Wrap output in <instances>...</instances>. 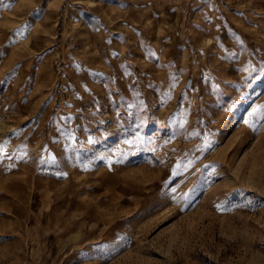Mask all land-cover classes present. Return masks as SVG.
Returning <instances> with one entry per match:
<instances>
[{
	"label": "rangeland",
	"instance_id": "374dc122",
	"mask_svg": "<svg viewBox=\"0 0 264 264\" xmlns=\"http://www.w3.org/2000/svg\"><path fill=\"white\" fill-rule=\"evenodd\" d=\"M261 69L264 0H0V264H264Z\"/></svg>",
	"mask_w": 264,
	"mask_h": 264
},
{
	"label": "snow or ice",
	"instance_id": "6c2138e0",
	"mask_svg": "<svg viewBox=\"0 0 264 264\" xmlns=\"http://www.w3.org/2000/svg\"><path fill=\"white\" fill-rule=\"evenodd\" d=\"M7 7H10L11 5H6ZM26 28V25L18 27L15 31V34L17 37L19 36H23L24 35V29ZM154 55V53H153ZM262 71H264V69H261ZM253 112H255V109H253ZM247 123V121H245ZM89 141L91 142V138H89ZM126 143H130V141H125ZM207 146V145H206Z\"/></svg>",
	"mask_w": 264,
	"mask_h": 264
}]
</instances>
